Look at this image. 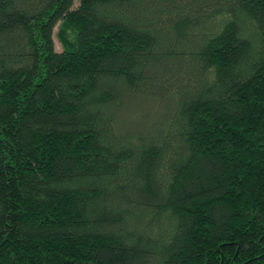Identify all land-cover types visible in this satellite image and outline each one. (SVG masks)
I'll list each match as a JSON object with an SVG mask.
<instances>
[{
	"label": "trees",
	"instance_id": "16d2710c",
	"mask_svg": "<svg viewBox=\"0 0 264 264\" xmlns=\"http://www.w3.org/2000/svg\"><path fill=\"white\" fill-rule=\"evenodd\" d=\"M0 264H264V0H0Z\"/></svg>",
	"mask_w": 264,
	"mask_h": 264
},
{
	"label": "rangeland",
	"instance_id": "374dc122",
	"mask_svg": "<svg viewBox=\"0 0 264 264\" xmlns=\"http://www.w3.org/2000/svg\"><path fill=\"white\" fill-rule=\"evenodd\" d=\"M55 42H56V48L58 51H61L62 48H61V45L57 42V40L55 39Z\"/></svg>",
	"mask_w": 264,
	"mask_h": 264
}]
</instances>
